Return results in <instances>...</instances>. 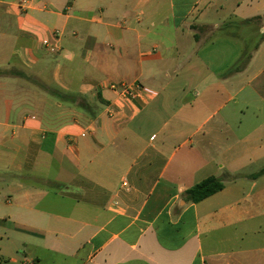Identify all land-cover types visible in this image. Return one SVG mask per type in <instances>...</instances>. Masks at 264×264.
<instances>
[{"label": "crops", "instance_id": "crops-1", "mask_svg": "<svg viewBox=\"0 0 264 264\" xmlns=\"http://www.w3.org/2000/svg\"><path fill=\"white\" fill-rule=\"evenodd\" d=\"M0 264H264V0H0Z\"/></svg>", "mask_w": 264, "mask_h": 264}, {"label": "trees", "instance_id": "trees-1", "mask_svg": "<svg viewBox=\"0 0 264 264\" xmlns=\"http://www.w3.org/2000/svg\"><path fill=\"white\" fill-rule=\"evenodd\" d=\"M222 187L223 184L219 180L210 177L192 186L185 193L192 202L196 203L221 190Z\"/></svg>", "mask_w": 264, "mask_h": 264}, {"label": "built area", "instance_id": "built-area-1", "mask_svg": "<svg viewBox=\"0 0 264 264\" xmlns=\"http://www.w3.org/2000/svg\"><path fill=\"white\" fill-rule=\"evenodd\" d=\"M109 89L114 91L118 96L123 99H133L137 95L135 90L139 91L140 87L136 85L134 86L135 90H133L130 86L124 84H111L109 85Z\"/></svg>", "mask_w": 264, "mask_h": 264}]
</instances>
